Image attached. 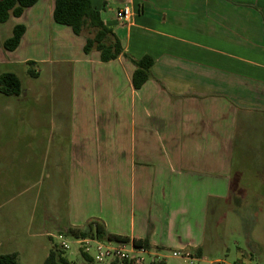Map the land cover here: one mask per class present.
Instances as JSON below:
<instances>
[{
  "label": "crops",
  "instance_id": "obj_1",
  "mask_svg": "<svg viewBox=\"0 0 264 264\" xmlns=\"http://www.w3.org/2000/svg\"><path fill=\"white\" fill-rule=\"evenodd\" d=\"M54 2L38 0L7 22L10 32L25 27L10 53L53 49L70 67L67 209L58 233L96 219L109 234L148 239L151 253L201 260L214 240L209 203L229 197L235 152L246 159L250 135L256 158L247 160L261 164L264 0H90L125 54L154 60L138 90L134 65L85 54V35L54 22ZM124 7L127 23L116 18ZM24 61L51 64L44 56Z\"/></svg>",
  "mask_w": 264,
  "mask_h": 264
},
{
  "label": "rangeland",
  "instance_id": "obj_2",
  "mask_svg": "<svg viewBox=\"0 0 264 264\" xmlns=\"http://www.w3.org/2000/svg\"><path fill=\"white\" fill-rule=\"evenodd\" d=\"M9 25L0 24V75L15 74L23 90L19 96L0 94V255L16 252L21 264H44L54 248L69 264H91L83 256L85 244L57 231L64 226L67 209L69 64L59 62L53 49L41 53L24 46L15 53L5 51ZM43 56L51 64L24 61ZM30 70L37 77H31ZM258 120L264 124V118ZM248 140L242 149L246 159L235 152L229 197L209 203L206 227L208 239L214 240L204 246L203 258L183 259L172 256L174 250L166 251L165 264H264V147L261 164L252 165L247 158H256L251 150L256 143L251 135ZM88 253L96 256L95 244Z\"/></svg>",
  "mask_w": 264,
  "mask_h": 264
},
{
  "label": "trees",
  "instance_id": "obj_3",
  "mask_svg": "<svg viewBox=\"0 0 264 264\" xmlns=\"http://www.w3.org/2000/svg\"><path fill=\"white\" fill-rule=\"evenodd\" d=\"M38 0H0V24L6 23L11 17L18 18L23 12L37 3ZM53 20L59 25L69 27L74 35H85L83 52L89 54L91 51L99 53L100 61L107 63L116 60L119 56L128 59L135 67L131 84L135 90L140 89L150 79V69L154 60L145 55L138 60L130 58L124 53L122 45L114 35L111 28L101 20L99 11L95 10L90 0H55L53 9ZM25 33L23 25H14L11 35L6 38L2 47L7 52H13L19 46ZM32 64V62H27ZM31 77L37 74L30 70ZM22 84L13 73L0 75V94L12 97L19 96L22 92ZM66 237L78 240H96L100 243H131L136 249L149 251L151 249L148 239H130L109 234L103 223L92 219L81 228L69 227L64 232ZM84 258L91 264L93 258L89 254H83ZM0 264H21L16 252L1 254ZM44 264H69L63 252L52 248L46 257ZM114 264H130L128 262Z\"/></svg>",
  "mask_w": 264,
  "mask_h": 264
},
{
  "label": "built area",
  "instance_id": "obj_4",
  "mask_svg": "<svg viewBox=\"0 0 264 264\" xmlns=\"http://www.w3.org/2000/svg\"><path fill=\"white\" fill-rule=\"evenodd\" d=\"M132 17L131 11L124 7L118 11L116 18L119 22L127 23ZM85 244V252L88 253L91 244H95L96 256L93 258L95 264H114L128 262L130 264H165V255L151 253L143 249H136L131 243H100L96 240H79ZM172 256L193 259L186 252H172ZM92 257V256H91Z\"/></svg>",
  "mask_w": 264,
  "mask_h": 264
}]
</instances>
